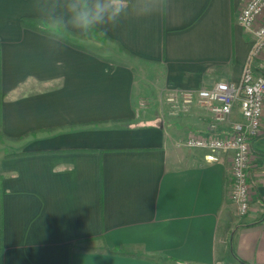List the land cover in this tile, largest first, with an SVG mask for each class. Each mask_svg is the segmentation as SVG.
Listing matches in <instances>:
<instances>
[{"label": "crops", "instance_id": "0c3cea01", "mask_svg": "<svg viewBox=\"0 0 264 264\" xmlns=\"http://www.w3.org/2000/svg\"><path fill=\"white\" fill-rule=\"evenodd\" d=\"M247 1L167 0L139 17L157 0H130L107 43H82L50 27L60 0H0V264H264V128L241 215L230 153L209 161L178 144L228 124L166 102L171 88L241 83ZM23 17L46 19L47 33ZM230 118L244 120L239 105Z\"/></svg>", "mask_w": 264, "mask_h": 264}, {"label": "built area", "instance_id": "2783aa9c", "mask_svg": "<svg viewBox=\"0 0 264 264\" xmlns=\"http://www.w3.org/2000/svg\"><path fill=\"white\" fill-rule=\"evenodd\" d=\"M238 22L254 34L241 83L222 80L207 88H171L166 93V102L176 112L191 105L204 107L211 114L210 128L213 130L228 124L230 130L224 136L190 132L178 144L207 149L209 161H218L222 154L230 153V197L241 215H246L252 209L254 193L250 172L252 145L264 128V72L259 73L254 67L255 61L264 55V0H248L239 13ZM236 105L241 108L243 121L230 118Z\"/></svg>", "mask_w": 264, "mask_h": 264}, {"label": "clouds", "instance_id": "9594fccd", "mask_svg": "<svg viewBox=\"0 0 264 264\" xmlns=\"http://www.w3.org/2000/svg\"><path fill=\"white\" fill-rule=\"evenodd\" d=\"M64 9V16L50 22L53 30L60 31L68 28L78 30L83 36L90 32L103 30L105 34L108 26H115L130 11V0H60ZM167 5V0H157V5L140 7L138 16L144 17L161 11ZM163 11V10H162Z\"/></svg>", "mask_w": 264, "mask_h": 264}, {"label": "trees", "instance_id": "16d2710c", "mask_svg": "<svg viewBox=\"0 0 264 264\" xmlns=\"http://www.w3.org/2000/svg\"><path fill=\"white\" fill-rule=\"evenodd\" d=\"M47 22L48 21L46 19H37V18H28V17H23L21 19V23L24 27L32 29V30H36L38 32H43V33H47V29H46V27L48 26ZM64 31H66V30L64 29ZM66 32H68V31H66ZM101 32H102L101 30H98V31L90 32V33L97 34V35H99L103 38H106V39L110 38L106 34H101ZM101 37H100V39H103ZM124 254L129 255L127 253H124Z\"/></svg>", "mask_w": 264, "mask_h": 264}, {"label": "rangeland", "instance_id": "374dc122", "mask_svg": "<svg viewBox=\"0 0 264 264\" xmlns=\"http://www.w3.org/2000/svg\"><path fill=\"white\" fill-rule=\"evenodd\" d=\"M100 37L101 36L94 34V33H89L86 37L80 34V35H77L76 41L82 42V43H88L89 39H98V40H103L105 43H107L106 38L101 37L103 39H100Z\"/></svg>", "mask_w": 264, "mask_h": 264}]
</instances>
